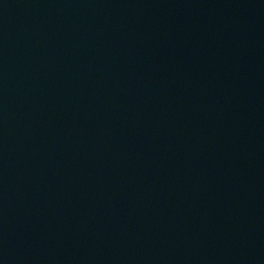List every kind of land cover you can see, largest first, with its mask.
<instances>
[{
    "label": "water",
    "instance_id": "obj_1",
    "mask_svg": "<svg viewBox=\"0 0 264 264\" xmlns=\"http://www.w3.org/2000/svg\"><path fill=\"white\" fill-rule=\"evenodd\" d=\"M0 264H264V0H0Z\"/></svg>",
    "mask_w": 264,
    "mask_h": 264
}]
</instances>
